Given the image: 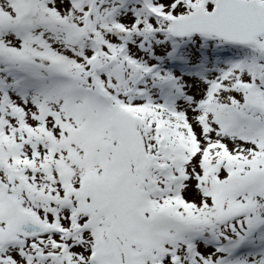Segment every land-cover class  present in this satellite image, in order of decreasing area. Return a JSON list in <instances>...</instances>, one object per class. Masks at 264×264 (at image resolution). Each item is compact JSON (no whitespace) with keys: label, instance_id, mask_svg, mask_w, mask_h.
<instances>
[{"label":"snow or ice","instance_id":"1","mask_svg":"<svg viewBox=\"0 0 264 264\" xmlns=\"http://www.w3.org/2000/svg\"><path fill=\"white\" fill-rule=\"evenodd\" d=\"M0 264H264V0H0Z\"/></svg>","mask_w":264,"mask_h":264}]
</instances>
